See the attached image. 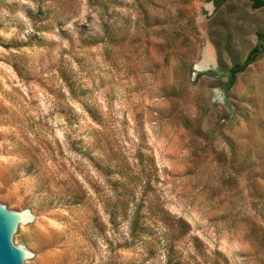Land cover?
Returning <instances> with one entry per match:
<instances>
[{"label": "rangeland", "instance_id": "obj_1", "mask_svg": "<svg viewBox=\"0 0 264 264\" xmlns=\"http://www.w3.org/2000/svg\"><path fill=\"white\" fill-rule=\"evenodd\" d=\"M259 31L245 0H0V201L36 264H264V54L221 76Z\"/></svg>", "mask_w": 264, "mask_h": 264}, {"label": "water", "instance_id": "obj_2", "mask_svg": "<svg viewBox=\"0 0 264 264\" xmlns=\"http://www.w3.org/2000/svg\"><path fill=\"white\" fill-rule=\"evenodd\" d=\"M214 8L215 5L212 4L210 10ZM200 63L196 71L205 70L208 66L216 67L217 61L208 63L204 67H200ZM14 208H19V204L8 207L0 201V264H36L42 255L32 252L25 244H21V238L27 227L38 230L42 220L36 219L30 208L23 210H14Z\"/></svg>", "mask_w": 264, "mask_h": 264}, {"label": "trees", "instance_id": "obj_3", "mask_svg": "<svg viewBox=\"0 0 264 264\" xmlns=\"http://www.w3.org/2000/svg\"><path fill=\"white\" fill-rule=\"evenodd\" d=\"M232 0H215V3L218 8L223 5L228 4ZM248 2L252 9L259 10L264 8V0H245ZM264 54V32H257V42L254 47L250 50L247 54L246 59L243 63L234 62L231 67L228 69H223L222 75L223 77H227L229 79L227 88H231L235 81L238 74L244 73L248 67L258 61L259 57ZM207 74V73H206ZM208 75L212 77H219V73L212 71L208 73ZM141 224L136 222V230H140Z\"/></svg>", "mask_w": 264, "mask_h": 264}, {"label": "bare ground", "instance_id": "obj_4", "mask_svg": "<svg viewBox=\"0 0 264 264\" xmlns=\"http://www.w3.org/2000/svg\"><path fill=\"white\" fill-rule=\"evenodd\" d=\"M215 51L216 50H215L214 46L211 43H209L204 50L203 60L199 66L204 67L208 63L215 62V58H216V52Z\"/></svg>", "mask_w": 264, "mask_h": 264}]
</instances>
